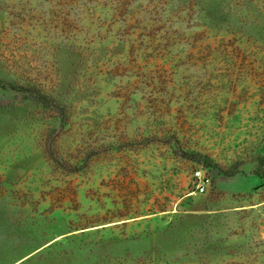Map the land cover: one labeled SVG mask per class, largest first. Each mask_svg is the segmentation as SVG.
<instances>
[{"label": "rangeland", "instance_id": "obj_1", "mask_svg": "<svg viewBox=\"0 0 264 264\" xmlns=\"http://www.w3.org/2000/svg\"><path fill=\"white\" fill-rule=\"evenodd\" d=\"M0 264H264V0H0Z\"/></svg>", "mask_w": 264, "mask_h": 264}, {"label": "built area", "instance_id": "obj_2", "mask_svg": "<svg viewBox=\"0 0 264 264\" xmlns=\"http://www.w3.org/2000/svg\"><path fill=\"white\" fill-rule=\"evenodd\" d=\"M194 187L199 194H205L211 185V180L203 171L195 172L193 176Z\"/></svg>", "mask_w": 264, "mask_h": 264}]
</instances>
